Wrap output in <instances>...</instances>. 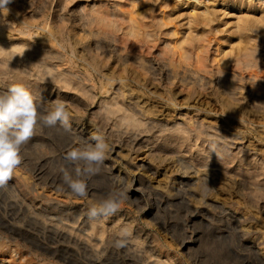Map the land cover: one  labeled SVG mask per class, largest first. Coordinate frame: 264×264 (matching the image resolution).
<instances>
[{
  "label": "rangeland",
  "instance_id": "rangeland-1",
  "mask_svg": "<svg viewBox=\"0 0 264 264\" xmlns=\"http://www.w3.org/2000/svg\"><path fill=\"white\" fill-rule=\"evenodd\" d=\"M94 8L117 27L90 24ZM0 10V91L21 84L41 109L59 99L71 113L70 128L38 130L0 187V264H264V0H10ZM131 25L138 35L125 34ZM252 52L255 65L237 64ZM52 64L80 80L50 77ZM136 102L141 123L121 120ZM92 135L110 150L80 198L54 170ZM109 189L126 195L120 210L90 219ZM93 223L104 241L87 248L79 229Z\"/></svg>",
  "mask_w": 264,
  "mask_h": 264
},
{
  "label": "clouds",
  "instance_id": "clouds-1",
  "mask_svg": "<svg viewBox=\"0 0 264 264\" xmlns=\"http://www.w3.org/2000/svg\"><path fill=\"white\" fill-rule=\"evenodd\" d=\"M9 2L0 0V7ZM40 100L21 84H12L6 91H0V187L12 179L22 161V148L38 130L71 127V113L65 102L57 99L41 109ZM109 150V144L101 136L92 135L90 140L76 137L62 161L57 163L54 174L77 197L87 198L90 182L102 173ZM125 200L121 190L109 189L106 195H100L90 204L87 214L92 220L109 217L120 210ZM130 235L126 228L122 229L114 241L115 247H124Z\"/></svg>",
  "mask_w": 264,
  "mask_h": 264
},
{
  "label": "bare ground",
  "instance_id": "bare-ground-1",
  "mask_svg": "<svg viewBox=\"0 0 264 264\" xmlns=\"http://www.w3.org/2000/svg\"><path fill=\"white\" fill-rule=\"evenodd\" d=\"M53 4V3H52ZM52 6V5H51ZM121 8V7H120ZM74 9V8H73ZM94 13L88 17V22L91 24V23H94V24H97L99 26L103 25L104 27L106 28H109V29H114L117 27V23L110 19L109 15L104 13L103 11H100L99 9H96L94 8ZM4 10V9H3ZM42 10V9H41ZM1 11V10H0ZM10 16V14H9ZM49 16V15H48ZM84 17V15H83ZM48 18V17H47ZM48 25V24H47ZM33 26V25H32ZM2 28H3V24H2ZM54 28V27H53ZM81 29V28H80ZM0 30H1V26H0ZM41 30V29H40ZM94 32V29H91L90 33H93ZM37 33V32H36ZM140 32L136 30L135 26L134 25H131L129 27L128 30L125 31V34L129 35V36H136L138 35ZM74 34V33H73ZM107 34V33H106ZM0 36H2V33L0 32ZM74 38V37H73ZM99 41V40H98ZM113 44V43H112ZM27 45V44H25ZM70 48V47H69ZM68 51V50H67ZM7 54H11V56H17L18 53H15V52H12V53H9L7 52ZM47 56L49 57L51 55V58L54 59L55 61L58 60L60 57H59V54L58 52H46ZM150 54V53H149ZM196 58L197 60H199L201 58L200 54H196ZM154 60V59H153ZM150 64V63H149ZM158 64V63H157ZM238 65H246V66H253L256 64V55L255 53H247L244 55V57L242 59H239L238 60ZM190 67V66H189ZM47 73L50 77H53V78H60L62 79V81L64 82H67V84L69 82H71V75H74L75 79H79L80 80V77L78 76V74L76 73H73V72H70V71H66L65 69H60L58 67H56V65H53L52 64V67H49L47 70ZM159 72V71H158ZM254 73V72H253ZM190 74V73H189ZM224 74H227V72H224ZM229 75H231L232 77H235V76H238V73L236 71H233L231 73L228 72ZM165 75V74H164ZM254 75V74H252ZM157 76V75H156ZM159 76V75H158ZM256 76V75H255ZM64 77V78H62ZM227 76L223 75V79L225 82H228V78H226ZM106 78V77H105ZM104 78V79H105ZM32 80V79H31ZM107 81L104 82V85L103 86H107V85H111L112 84V80L111 78H108ZM177 81V80H176ZM148 86V85H147ZM81 89V88H80ZM152 90V88H151ZM157 91V90H156ZM259 91V90H258ZM234 94V93H233ZM180 101V100H179ZM199 101V100H198ZM204 105V104H203ZM130 107L128 108H131L130 110H133L131 111L130 114L128 113H122L120 116V119L121 120H124V121H129L131 124H140L141 121L143 120V118L145 117V114L143 112H141V110L139 109V103L136 102L134 104H131L129 105ZM214 107V106H213ZM151 111V110H150ZM107 113H112V114H115L116 113V109H109L107 111ZM117 115V114H116ZM197 127V126H196ZM195 128V127H194ZM196 129V128H195ZM170 130V129H169ZM183 128H181L180 126H177L175 131H176V135H182L181 133H183ZM171 132V131H170ZM206 181H209V178H206L205 179ZM246 182V181H245ZM247 183V182H246ZM232 186V185H231ZM213 187V185H212ZM133 188V187H132ZM231 188V187H230ZM217 192V191H216ZM89 196V195H88ZM59 197V196H58ZM148 217V216H147ZM146 217V218H147ZM107 223V222H106ZM66 225V224H65ZM66 226H68L69 228V232H67V237L72 241V238L73 237H76L77 239L78 238V234L77 233H73L74 231V227L73 225L71 224H67ZM98 226L93 223L91 225V230L90 232H86V230H82V229H79L80 233L79 235L81 234L82 236L84 235L85 236V247L89 248L90 246V241H96V242H102L104 241L103 237H104V234H105V229L103 227H100L101 228V231L98 232V235L99 236H96V230L98 231ZM63 235V234H62ZM110 237V236H109ZM112 237V236H111ZM106 238V237H105ZM76 239V241L74 243H77L78 240ZM74 240V239H73ZM107 241V240H106ZM109 241V239H108ZM144 241V240H143ZM129 244V243H128ZM53 245V244H52ZM131 247V246H130ZM52 251V250H51ZM56 251V250H55ZM133 252V251H132ZM119 255V254H117ZM61 259V258H60Z\"/></svg>",
  "mask_w": 264,
  "mask_h": 264
}]
</instances>
